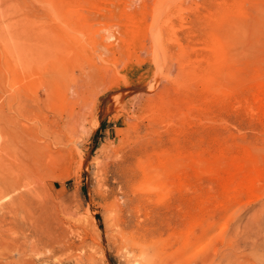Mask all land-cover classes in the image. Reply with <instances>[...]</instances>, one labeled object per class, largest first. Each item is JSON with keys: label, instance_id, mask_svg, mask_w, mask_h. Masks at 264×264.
<instances>
[{"label": "rangeland", "instance_id": "rangeland-1", "mask_svg": "<svg viewBox=\"0 0 264 264\" xmlns=\"http://www.w3.org/2000/svg\"><path fill=\"white\" fill-rule=\"evenodd\" d=\"M157 1H0V99L22 94L24 129L46 118L60 125V140L39 153L59 238L21 255L6 256L1 245L0 264H131L111 236L122 221L155 247L170 243L171 259L188 264L219 254L254 217L264 220V0L171 1L160 9L170 22L163 31L177 38L171 44L154 42ZM33 136L26 140L36 142ZM128 147L135 158L122 171L141 173L153 158L154 171L168 179L159 188L119 191L122 207L112 217L100 166ZM138 159L147 162L137 167ZM50 160L64 165L50 172ZM220 175L254 177L251 190L234 191V181ZM12 237L9 246L21 243ZM260 247L255 264H264V242Z\"/></svg>", "mask_w": 264, "mask_h": 264}, {"label": "bare ground", "instance_id": "bare-ground-1", "mask_svg": "<svg viewBox=\"0 0 264 264\" xmlns=\"http://www.w3.org/2000/svg\"><path fill=\"white\" fill-rule=\"evenodd\" d=\"M9 1H10V3L13 2V0L12 1L9 0ZM171 1H175V0H158L156 3L155 11H153L154 16H153V20H152V22H153L152 23V26H153L152 30H153V36H154L153 38H154L155 43L161 42V40H163L164 38H166V42L169 44L176 42L177 38H176V35H175L173 29H170L167 33H166L167 30L163 31V28H164L163 25H166L167 22H169V21L168 20L166 21L167 17L165 19H163V16L160 13V9L162 7L169 5ZM14 2H16V1H14ZM18 4H19V1H18ZM3 5L4 4H2V6L1 5L0 6L6 8L5 7L6 5L5 6H3ZM10 5H13V4H10ZM17 5H15V6L13 5V6L16 7ZM1 13L3 14V12H1ZM4 14H3V17H5ZM6 14H7V12H6ZM164 16H165V13H164ZM163 21H165V22H163ZM7 23L10 24L9 22H7ZM178 23H179V21H178ZM5 24H6V21H5ZM1 25L3 27L4 24H1ZM14 25H13L12 29L15 32L16 31L15 29L17 26H14ZM162 26H163V28H162ZM166 27H169V26H166ZM17 28H19V27H17ZM228 29H230V28H228ZM2 30H5V29H2ZM17 33H18V35L17 34L16 35L19 36V30L18 29H17ZM229 33H230V30H229ZM9 34H10V31H9ZM12 34H13V32L11 33V35ZM20 34L22 35V33H20ZM13 35H12V37L16 36V35H14V36ZM21 35L19 38H21ZM9 37H11V36L9 35ZM212 38H214V37H212ZM0 39H3V37ZM13 40H15V39H13ZM227 40H228V38H227ZM16 41H17V39H16ZM9 42H11V41L8 40V43ZM8 43H6V41H4V45L5 44L8 45ZM13 43L17 44L15 41ZM15 44H13V45H15ZM183 46L185 47V45H183ZM211 46L216 47V49H218L220 44L219 45L217 44L218 47L215 45V43H214V45H211ZM6 47H9V46H6ZM15 47H16V45H15ZM18 47L19 46L14 48V50L18 49ZM206 48H209V47H206ZM7 49H6V51H7ZM9 49H10V47H9ZM220 51H222V49ZM215 52H216V50H215ZM219 52H217V53H219ZM19 54H20V52H19ZM213 55H214V52H213ZM213 55H212V57H213ZM18 56H20V55H18ZM16 57H17V55H16ZM221 57H223V56H220V59H221ZM209 58L210 57H208L207 60ZM214 58H216L215 62H217L218 61L217 57L214 56ZM15 59L16 58L14 57L13 58V60H14L13 65L16 64ZM23 59H24L23 56H22V59H17V65L19 67L23 65L22 61H21ZM24 65H25V63H24ZM13 68H15V67H13ZM17 70L19 71L20 68H18ZM206 90H207V88H206ZM13 100H15L14 105L11 104V102ZM262 102H264V101H262ZM26 112L27 111L24 108L23 97H22V94L20 92L15 91V94L13 96L9 95L7 97H3L2 99H0V246L1 245L5 246L4 249L7 250V252L5 254L6 256H9L10 251H18L20 253V255L24 254L23 253L25 250L24 247L27 246V247L33 249V248L37 247V245H39L42 241L46 244V242L44 241L46 238L53 240V241H55L59 238V233H57V231L55 230V223H54L53 214H52V206L50 205V201L48 199L49 195L45 190L46 188L44 189V186L40 183V179L43 177L42 176L43 173L41 171L42 165H44V164L42 163L43 157H41V155L39 153H41V151H42V153L44 154L45 149L48 148V146H50V142L52 140L53 141L57 140L54 143H56L60 140V137H59L60 125L56 121H54L53 119L46 118L45 120H42V121L40 120V122L37 123L39 126L35 124L34 126H29V127H27V129H24L20 126L19 121H20V118L23 117ZM171 123H172V120H171ZM34 127L36 129H34ZM33 129L35 130V132L32 131ZM30 134L34 135L33 136L34 140H35V138H37L38 139L37 141H39V142L27 141L26 137H27V135H30ZM138 142H139V140H138ZM141 143H140V145H141ZM11 145H13V149H14L13 162H10V159H9V146H11ZM132 147H128L124 150H121L120 152H117L114 155H111V154L106 155L105 159L104 160L102 159L103 162H101L102 163L100 166L101 168L98 167L101 169V172H102L101 173L102 178L100 177L101 178L100 184L102 186H105V185L109 186V189L106 192H104V195H105L104 199H106V198L109 199L110 197H113L112 198L113 200L109 202V206H108V211H109L108 213H110L111 214L110 216H112V217L117 213V211L121 210L122 205L119 204L118 199L116 198L117 194L120 193L121 190H124L125 188H127V190H128V188H130V187H135V188L144 187V188H149V189L159 188V187H161V185L166 184V180L168 179V177L164 178L165 176L163 178L160 177V175H161L159 173L160 170L154 171L153 167L157 163L159 164V161L155 162V159H153V158L151 160L150 159V157L152 156L151 154H150L151 156H148V154H147V156L153 163L149 160L150 164H148V166L146 165L147 167L145 166L147 169L141 170L139 168V170L142 171L141 173H136L134 170L133 171L131 170L130 173L129 172L126 173L127 170L122 171V169L124 167L128 166L133 161L132 159L135 158L134 157L135 154H134ZM141 148H142V146H141ZM111 152L113 153V151H111ZM63 154L64 153H62V156H63ZM60 157H61V154H60ZM141 160H143V159H141ZM141 160L140 159L137 160V162H136L137 167L141 166L142 164H145L148 161L147 158H146L147 161L146 160L141 161ZM164 160L167 161V159H164ZM162 161L163 160H161L160 162H162ZM43 162H44V160H43ZM59 162L60 161L50 160V162L48 163V167L47 166L46 167L50 168V172H55V170L57 168H59V166L64 161H61V164ZM141 162H142V164H141ZM49 165H51L52 167H50ZM62 165H64V164H62ZM99 165H100V161H99ZM167 165L169 167L168 163H167ZM238 166H239V164L236 167H238ZM61 167H60V169H61ZM64 167H66V166H64ZM164 168L166 171L167 167H164ZM142 169H143V167H142ZM152 169H153V171H152ZM45 171H46V169H44V173H45ZM167 171H168V173H170V168H168ZM240 171H241V169H240ZM46 172H48V171H46ZM66 172L67 171L65 170V172H63V173H66ZM241 172H243V171H241ZM226 173L227 172H225V174ZM256 173H257V170H256ZM256 173H254V174H256ZM50 174L52 176V173H50ZM67 174H65V175H67ZM171 175H169V176L171 177ZM222 175H224V173ZM231 175H232V173H231ZM233 175H234V173H233ZM240 175H245V174L242 173ZM247 175L248 174H246V176ZM220 176H218L217 179ZM228 176H230V174H228L226 177L228 178ZM223 177H224V180L229 181L225 176H223ZM223 177H222V179H223ZM230 177L234 178L233 176H230ZM172 179H173V177H172ZM222 179H221V181H222ZM110 180H113L114 183L109 184ZM218 180H220V179H218ZM253 180H254V177H253L252 181ZM232 181H234L233 182L234 184H232L233 187H231V189L234 191H247V192H249L251 190V187H252L251 185L253 184V182L251 180H247V179L244 180V179H242V177L240 179H239V177H236V179H234ZM221 183H223V182H221ZM43 184H45V183H43ZM167 187H169V186H167ZM231 189L228 191L229 193L231 192ZM122 192H124V191H122ZM160 192L163 193V191H160ZM252 193H253V190H252ZM236 194H237V192H236ZM121 198L123 199V196ZM229 199H231V198H229ZM121 203H122V200H121ZM113 221H114V219H113ZM251 221L253 222L252 223L253 226H247V227L245 225L242 226L241 227L242 229L238 230L240 235L238 234V232L237 233L234 232V234H232V236H231L232 240H233L232 243L229 246L226 245L227 247L224 246V248L219 252V254L217 253L218 249H216L215 250L216 253L213 256L212 255L204 256V257H201L199 259H197V257H196V259L190 261L188 264H255V262L258 259L257 257H259L258 256V254H259L258 248H261L260 246L262 245V242H264V220L258 221L254 217V219H251ZM126 222L127 221H122V222H117V223L114 222L113 228H112V234L113 235H111V236L114 237V239L116 240L115 242L117 244H119V248L122 249V251H124V253L126 254L128 263H131V264H176L175 258H174L175 261L173 260V258L171 259V257H173V256H171L172 253L169 252L173 248L172 246H170V243H166L167 247L169 244V248L166 247V249H164V247H163V250L161 248H158L159 246L155 247L153 244H151L152 242L151 243H148L150 241L146 242L148 238L145 235H143L142 232H140V231L138 232L139 229H137V232L134 229L127 230V226H128L127 223L128 222L127 223ZM239 224H240V222H239ZM242 224H244V223H242ZM131 226H132V224H131ZM237 229H238V226H237ZM5 230H8V235H6ZM232 230H234V229H232ZM70 233L73 234L72 232H70ZM74 233H77V232H74ZM144 234H146V233H144ZM11 235L15 236V237H12V240H14V241L17 237H21V239H22L21 243L14 244L15 242H13V245L9 246L8 243H6V238L8 237V241H9ZM173 241H175V240H173ZM168 242H170V241H168ZM47 244H48V242H47ZM57 244H59V243L57 242ZM62 244H64V243H62ZM172 244H173V242H172ZM27 249H26V251H27ZM51 251H52V249H51ZM198 251H199V249H198ZM2 254H3V252H2ZM190 255H192V254H190ZM191 257L192 256H190V258L188 257L187 260L188 261L191 260ZM21 264H22V262H21Z\"/></svg>", "mask_w": 264, "mask_h": 264}]
</instances>
